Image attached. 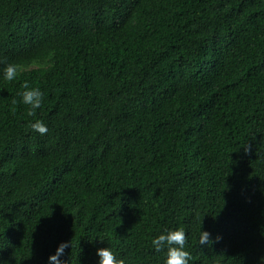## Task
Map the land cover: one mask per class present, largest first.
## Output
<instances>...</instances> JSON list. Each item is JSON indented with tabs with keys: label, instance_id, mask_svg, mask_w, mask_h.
<instances>
[{
	"label": "trees",
	"instance_id": "obj_1",
	"mask_svg": "<svg viewBox=\"0 0 264 264\" xmlns=\"http://www.w3.org/2000/svg\"><path fill=\"white\" fill-rule=\"evenodd\" d=\"M0 62V264H164L180 227L189 264H259L264 0H0Z\"/></svg>",
	"mask_w": 264,
	"mask_h": 264
},
{
	"label": "clouds",
	"instance_id": "obj_2",
	"mask_svg": "<svg viewBox=\"0 0 264 264\" xmlns=\"http://www.w3.org/2000/svg\"><path fill=\"white\" fill-rule=\"evenodd\" d=\"M0 71H2V78L5 81L11 82L16 79L20 68L15 63H6ZM19 96L24 105L30 106L29 115H33L43 101V92L41 89L39 87H29L27 82H25L23 91L19 93ZM30 128L42 135L48 132L45 123L38 119L30 123ZM95 238L103 241L100 237ZM216 239L219 240L220 237L217 236ZM91 241L92 238L90 239V242ZM198 243L201 246H210L213 243L211 234L209 231L203 230L202 226L198 236ZM185 244L186 232L182 227L162 231L151 240V246L156 252L162 250L166 252L164 264H189L190 253L185 248ZM69 246L72 247L71 243L68 241L60 242L55 252L48 256L46 264H66L62 257L64 256L65 249ZM96 255L99 257L98 264H125L109 246L96 248ZM259 264H264V256L259 258Z\"/></svg>",
	"mask_w": 264,
	"mask_h": 264
}]
</instances>
